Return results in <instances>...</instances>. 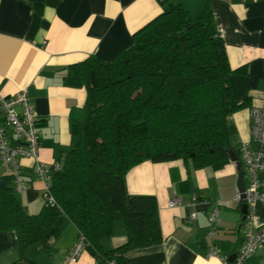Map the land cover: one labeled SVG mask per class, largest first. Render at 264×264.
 <instances>
[{
	"label": "crops",
	"instance_id": "0c3cea01",
	"mask_svg": "<svg viewBox=\"0 0 264 264\" xmlns=\"http://www.w3.org/2000/svg\"><path fill=\"white\" fill-rule=\"evenodd\" d=\"M172 4H179L193 19L207 10L213 13L232 69V91L242 104L229 116L227 128L239 158L238 149L249 138L250 108L264 103V0H0V98L27 89L38 118L40 161L62 163L75 143L73 123L85 114L86 89L66 83L67 67L89 56L102 63L114 61L131 47L136 32ZM19 163L25 187L17 192L11 183L14 194L27 213L36 214L45 203L44 184L33 174L32 158L21 157ZM9 175L0 159V182ZM236 182L237 169L230 158L218 169L195 167L182 159L145 160L131 167L125 174L126 189L156 198L163 240L127 251L125 264H222L219 256L233 259L244 242ZM174 198L182 204L168 207ZM216 201L221 202L217 231L209 238L208 215ZM191 212L196 213L193 220ZM262 221L264 206L257 205L254 225ZM77 238V227L66 219L48 246L36 244L21 253L16 231H0V264H10L22 254L38 264H65ZM125 242L126 230L118 221L102 240L108 249ZM211 246L219 256L209 255ZM261 261L259 250L245 264ZM69 264H95V258L84 250Z\"/></svg>",
	"mask_w": 264,
	"mask_h": 264
},
{
	"label": "trees",
	"instance_id": "16d2710c",
	"mask_svg": "<svg viewBox=\"0 0 264 264\" xmlns=\"http://www.w3.org/2000/svg\"><path fill=\"white\" fill-rule=\"evenodd\" d=\"M231 73L212 11L193 19L179 4L136 32L131 47L114 61L89 56L68 66L66 83L83 86L87 97L84 117L72 126L75 143L51 177L54 203L27 213L11 176L5 177L0 231L15 230L23 253L36 244L48 246L68 219L95 264H125L127 251L160 244L156 198L129 194L125 174L145 160L182 159L216 169L227 163L233 149L228 119L242 107ZM117 221L126 242L108 249L102 240ZM10 264L38 262L22 254Z\"/></svg>",
	"mask_w": 264,
	"mask_h": 264
},
{
	"label": "built area",
	"instance_id": "2783aa9c",
	"mask_svg": "<svg viewBox=\"0 0 264 264\" xmlns=\"http://www.w3.org/2000/svg\"><path fill=\"white\" fill-rule=\"evenodd\" d=\"M0 113L2 114L0 159L9 167L15 191L20 192L25 187L19 158L29 157L34 160L32 167L34 176L44 184V202L54 203V197L50 192L51 177L54 172L61 170V164L42 162L38 158L40 140L38 118L27 89L24 88L7 98H0ZM10 140H14L16 144L10 146ZM238 154L243 175L247 178V213L241 221L244 242L232 260L226 256H219L214 246L209 248V255L219 256L222 264H245L257 251L262 250L261 264H264V221L258 227L253 222L256 206H264V103L250 108L249 138L242 141ZM235 201L240 202L238 191ZM181 204L179 198L168 201V207L171 208ZM220 205L221 202L216 201L209 211L208 234L210 236L217 231ZM195 217V212L189 214L190 220ZM84 250H86V241L82 235H79L74 246L68 251L64 263L75 262ZM108 264H114V262L110 261Z\"/></svg>",
	"mask_w": 264,
	"mask_h": 264
},
{
	"label": "water",
	"instance_id": "95a60500",
	"mask_svg": "<svg viewBox=\"0 0 264 264\" xmlns=\"http://www.w3.org/2000/svg\"><path fill=\"white\" fill-rule=\"evenodd\" d=\"M230 160L234 162L237 169V190L240 193V213L242 214V220H244L245 215L247 213V203H246V186L244 184L243 171L241 167V163L239 161L238 155L233 149H229L228 151ZM2 184V182H0ZM232 260V259H230Z\"/></svg>",
	"mask_w": 264,
	"mask_h": 264
},
{
	"label": "rangeland",
	"instance_id": "374dc122",
	"mask_svg": "<svg viewBox=\"0 0 264 264\" xmlns=\"http://www.w3.org/2000/svg\"><path fill=\"white\" fill-rule=\"evenodd\" d=\"M231 145H233L234 148H236V146H237L236 142H234V144L232 143ZM244 184H245V186L247 184V178L246 177H244ZM205 234H206L207 237L211 238L210 235L208 234V226L206 228V233Z\"/></svg>",
	"mask_w": 264,
	"mask_h": 264
},
{
	"label": "clouds",
	"instance_id": "9594fccd",
	"mask_svg": "<svg viewBox=\"0 0 264 264\" xmlns=\"http://www.w3.org/2000/svg\"><path fill=\"white\" fill-rule=\"evenodd\" d=\"M240 161V160H239ZM241 163V162H240ZM242 167V166H241ZM243 171V170H242ZM243 177H244V175H243Z\"/></svg>",
	"mask_w": 264,
	"mask_h": 264
}]
</instances>
